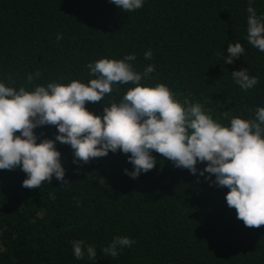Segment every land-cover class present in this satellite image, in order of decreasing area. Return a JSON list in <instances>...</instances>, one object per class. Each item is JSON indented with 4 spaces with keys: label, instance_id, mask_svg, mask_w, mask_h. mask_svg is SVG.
Here are the masks:
<instances>
[{
    "label": "trees",
    "instance_id": "1",
    "mask_svg": "<svg viewBox=\"0 0 264 264\" xmlns=\"http://www.w3.org/2000/svg\"><path fill=\"white\" fill-rule=\"evenodd\" d=\"M248 6L249 0H144L124 12L110 0H0V82L29 91L87 83L95 78L89 63L134 54V71L154 66L141 85H166L179 102L201 104L222 126L233 117L253 119L264 107V52L247 41ZM252 7L264 16V0H252ZM235 43L245 51L227 64L223 57ZM241 69L258 78L253 88L233 80ZM36 72L40 77L28 83ZM131 87L114 85L103 101L85 107L101 115ZM34 133L40 143L54 140L57 129L39 126ZM55 147L67 183L53 177L27 189L19 168L0 170V264H264V226L248 228L236 218L225 200L229 189L210 184L214 175H199L204 163L193 174L153 152L155 167L133 179L125 173L133 170L130 154L109 151L73 163L69 145ZM114 237L135 243L106 256L102 249ZM73 241L91 245L95 259L86 251L76 259Z\"/></svg>",
    "mask_w": 264,
    "mask_h": 264
},
{
    "label": "clouds",
    "instance_id": "2",
    "mask_svg": "<svg viewBox=\"0 0 264 264\" xmlns=\"http://www.w3.org/2000/svg\"><path fill=\"white\" fill-rule=\"evenodd\" d=\"M110 2L124 12H132L141 8L144 0ZM247 12V41L264 52V16H257L252 0ZM61 38L58 35L57 39ZM244 51L240 43L228 44V56L223 60L232 64ZM144 55L152 58L150 50ZM133 60L135 55L130 54L123 59L100 58L89 63V75L95 78L87 83L51 82L29 91L24 86L16 89L0 82V170L19 168L26 174L22 186L27 189H38L53 177L67 183L61 153L55 147L59 142L71 147L73 163H88L107 156L109 151L130 154L128 162L133 170L125 169V173L135 179L155 167L152 153L156 152L193 174L197 163H204L199 175L208 173L205 179L214 175L210 184L229 189L225 200L235 209L236 218L248 228L264 226V107L256 109L253 119L233 117L230 126H222L206 114L201 104L179 102L166 85H141L154 66L148 65L139 73L129 63ZM231 75L243 90L258 83L247 69ZM39 77L36 72L35 77H27V82ZM129 83L134 87L119 102L105 106L101 115L85 107L103 101L114 85ZM39 126H55V139L37 143L34 129ZM134 243L127 237H114L102 251L115 258L120 249ZM83 245L84 241H73L75 258L82 259L86 251L94 260L95 249Z\"/></svg>",
    "mask_w": 264,
    "mask_h": 264
}]
</instances>
